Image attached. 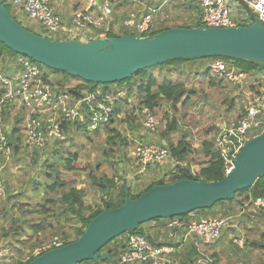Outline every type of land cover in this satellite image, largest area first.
<instances>
[{
  "label": "trees",
  "instance_id": "16d2710c",
  "mask_svg": "<svg viewBox=\"0 0 264 264\" xmlns=\"http://www.w3.org/2000/svg\"><path fill=\"white\" fill-rule=\"evenodd\" d=\"M163 1L164 0H149L148 2L150 4L159 5ZM3 3L7 7V2L3 1ZM121 6L122 5H118L116 7V14L114 15L113 20L110 23V29L107 31L108 37H119L127 34H132V32H128L127 29L121 26L120 21L121 18L126 17L127 11L135 8V6L133 4H124L125 12L120 11ZM183 11H191L196 15L195 25L175 24L161 26V21H172V17L178 19L179 15H181ZM198 13L199 2L197 0H168V3L155 15L156 28L151 32V35L174 27H198L200 26V23L197 19ZM13 17L16 19L15 16ZM117 24H119L120 26V29L118 31H116L115 29ZM26 28L29 29L28 27ZM29 30L41 35V33H38L37 31L31 29ZM5 50H8L13 54L16 53L5 46V44L0 42V64L2 65L3 70L6 72L8 71V61L6 59ZM211 59L212 57L180 59L160 64L171 68L165 71V75L160 81L158 77L151 72L152 69L156 68L159 65L141 70L133 75L131 79H127L134 80L130 87H127L128 92L132 93L133 91H136V95L139 99L138 109L140 111L145 106H148L155 113V109L159 106L161 101H167L171 103V106L173 108H177V104L181 100L183 106L190 105L192 103V100H190L191 96L187 95V93H189V90L186 84L183 80H178L177 77L173 78V73H176L175 71L177 65L183 63H187L192 67V64L194 62H202L200 66L202 69H205ZM232 60L240 70L245 71L248 74V78L246 86L243 90L236 85L232 87V94L230 93L232 95L230 101L231 104L227 108V111L229 112L235 108V98L237 97L241 100L245 90L251 93L259 92L260 90H262V88H264V68L260 67L257 61L247 59ZM41 66L49 70V79L47 81L50 82L53 87L61 89L71 87L70 92L77 98L82 96V90L91 91L95 90L99 86L107 87L108 85L101 83L94 85L92 82L83 80L79 77L70 76L68 73L62 70L49 69L43 64H41ZM172 68H174L175 70H173ZM254 70H257V72H254ZM197 74L199 73L197 72L196 75ZM258 74H260V77H258ZM203 76L208 77L209 80H211V85H218L219 87H222L227 83L224 78L212 75V73H210V71H208L207 69L204 71ZM68 79L75 80L76 83H74L76 85L68 86L69 84L66 83ZM2 93L3 90L0 87V96L2 95ZM191 93L193 94L195 93V91H191ZM135 110L136 108H133V111ZM120 111L121 108H117L116 112ZM10 113L11 106L9 105H5L0 110V126L1 131L5 133L10 145L12 146V156H15V161H17L18 159H20V157H22L23 153L29 150V147L24 145L25 130L23 125L25 117L22 108H18V112L15 115V126L11 132H7L5 123L9 120ZM186 119L188 122L191 121L190 116H186ZM231 119H227V121ZM114 123L115 119L110 123L105 124L101 129L91 131L87 129L86 125H79L78 123L64 121L63 128L67 131V138L65 140L54 141L51 144L44 146L47 147L55 144L52 156L49 158L50 160L46 159L44 165L41 166L39 175L42 177V180L38 181V179L35 178L34 180L33 178V181H30V186H32V189L28 190V195L24 194L25 191L15 194L11 192L7 194V199L3 203L0 200V218L4 220V224L2 225L0 231V239L6 241L5 245L0 246V259L6 261L4 264H10L7 258L8 256H10V253H12V251L15 252V255H21L26 244H28L30 240H34L30 245L31 247H34L38 243L41 244L43 242H46L43 240L49 238L53 230H59L60 232H63L66 230L67 222L70 223V225L74 226L71 221L77 219L78 223L81 225L79 228H77V237L73 240L66 241V244L75 241L86 230L90 223V220L100 214L104 208H116L124 204L126 198L125 184L122 186V190L118 192V194H116L115 196L111 194L108 199H104L101 208H98L94 212H87L89 210V205H87L85 201V190L84 187L80 186V182L78 181V177L80 175L79 172L82 171L87 172V175L91 177V180L93 182H91L90 179L89 181L95 188L108 190L109 192L114 188L115 185L113 184V178L106 177L105 174L99 176L95 174L93 170H88V163L82 160V158L79 156L80 143L76 142L74 137L77 134L79 136L85 137L86 140L90 141L94 136L98 135V133L102 132V130H105L111 133L109 138L110 140H113L114 144L117 143L118 139L125 142L127 136H122L121 134H119V132H117L119 130H117L113 126ZM131 126L133 130H136V126L133 123H131ZM180 131V123L174 118L172 121L167 123V128H165L164 130L159 132H157V130L149 132L150 135L155 134L167 138V147L170 150L171 157L176 161V164L174 165L173 170L170 169L171 166L167 168L166 173H169V178L167 181H164V179L162 178H160L159 180L151 181L140 193L136 194V197H133L131 195L132 190L131 187L128 186L129 195L132 198L139 197L142 193L148 191L158 184H169L183 179L193 178L203 179L205 181H218L225 177L224 162L220 158V154L216 144V132L218 131V128L214 130L213 136H210L209 138H206L202 141L199 148H195V146H193L192 140H190L191 134L189 131L183 132L178 140H176V138H174V135L178 132L180 133ZM80 132H86V134H80ZM136 134L138 135L139 133L135 132L133 135ZM120 145L121 143L118 146ZM44 147H34V149L40 150L39 148ZM195 154L200 155V157L202 158L200 160H197L195 158ZM193 164H199L200 169L193 172ZM8 165L9 163L5 167V171L7 170ZM99 168L100 166H98V169ZM146 177L147 176L140 175V177L137 178V183H139V185L145 183V181L148 180L146 179ZM9 180L10 179H8L7 174L5 176L3 175L2 183L3 186L6 187V189ZM38 187L40 188L38 189ZM34 190L38 191V193L35 194L36 191ZM0 196L2 195L0 194ZM258 197H264V176H261L250 188H246L239 192H236L235 198L232 200H222L217 202L210 208L198 209L193 213L181 215L179 217H181L185 221H190L194 218V216L196 219L201 218L198 214L202 212H205L207 214L206 216L210 218L220 217L222 215L226 216L231 212L242 215V218H239L238 220L240 226L238 224V226H235V224L231 225L235 228V233L238 232L237 228L239 229V227H243V229L246 230L245 250H240L238 248L237 249L243 252L245 257H248V260L252 259V256L250 255H253L255 251L256 253L259 252V260L260 258L262 259L259 264H264V218L262 212L259 209H256L254 206V201ZM236 209H240L239 213ZM251 217L253 218V220L249 221L248 218ZM167 220L168 218H158L154 221L160 223L163 221L164 223H166ZM132 233L145 234L143 225H140L139 228ZM228 234L229 232L226 233L225 236H223L227 237ZM121 236L110 241L105 247L102 248L103 253L111 255L113 264L118 263L120 254L125 249L123 241L120 240ZM223 236L217 241L209 244L200 243L199 245H197L195 241L189 240L190 248L186 250L185 256L191 263H193L198 259L197 256H199L201 248L203 249V251L212 249L211 257H214L212 258V261H218L219 259H221V253L223 252L228 254V252L232 250L230 245H234L231 238L229 239V243L225 242L220 245L219 243L224 238ZM114 241H118V243L120 244L115 245V247L112 249L109 248L108 250H106L109 247V244ZM32 260L33 258L25 262L23 260H20L19 262H17V264H29ZM252 261L254 262L253 259ZM86 263L112 264L111 260L108 259L87 261ZM219 264H229V262L223 260ZM239 264H241V262Z\"/></svg>",
  "mask_w": 264,
  "mask_h": 264
},
{
  "label": "built area",
  "instance_id": "2783aa9c",
  "mask_svg": "<svg viewBox=\"0 0 264 264\" xmlns=\"http://www.w3.org/2000/svg\"><path fill=\"white\" fill-rule=\"evenodd\" d=\"M19 9L22 13L36 21L42 28L41 36L49 39L87 41L90 38L108 37L107 31L115 15L118 5L133 4L144 8H133L127 11L126 17L121 18V26L133 30L132 35L146 36L156 28L155 15L168 0L159 5L148 4L146 0H88V5L82 10L74 11L65 18L57 10V0H1ZM199 2L198 22L205 27H235L239 23L235 19L237 8L245 5L246 9L238 14L247 15L249 11L264 24V0H197ZM249 11H248V10ZM54 33H61L63 37L53 38ZM50 35L51 37H48ZM1 60V59H0ZM8 71H4L0 64V110L9 105L22 108L24 111V145L29 148L44 147L57 140H65L67 131L63 122H73L87 126L96 131L115 119L121 104L129 94L124 84H108L99 86L95 90H82V96L77 98L70 92V88H55L48 82V73L41 64L28 56L16 54L13 62L8 61ZM210 73L224 78L240 89H244L248 74L240 70L232 60L224 57H213L206 68ZM70 86V85H68ZM243 106L239 113L231 120H223L218 125L216 144L220 158L224 162L225 175L235 168V159L239 150L249 139L264 132V89L259 92L244 91ZM141 113L143 125L149 131H155L159 120L153 110L145 106ZM250 131L254 134L249 136ZM234 135L235 138L231 139ZM242 146V147H241ZM0 190L4 170L9 163L13 149L0 126ZM139 173L146 174L151 167L165 163L170 155L167 146L148 145L139 143L133 152ZM193 172L198 168L193 167ZM2 193V192H1ZM254 206L259 209L264 218V197H258ZM193 215V214H192ZM227 219L220 216L215 218H193L185 221L181 217L168 218L165 226L174 237V230H179V244L192 240L196 244L200 241L213 243L223 234ZM264 225V221H263ZM238 230V228H237ZM239 231V230H238ZM125 245L117 264H173V257L179 250L174 244H157L146 233L128 232L121 236ZM233 243L238 248H245V239L235 233ZM183 243V244H182ZM66 244L61 237H54L33 248L23 261L31 260L41 254ZM113 264V263H112ZM241 264H245L241 262Z\"/></svg>",
  "mask_w": 264,
  "mask_h": 264
},
{
  "label": "water",
  "instance_id": "95a60500",
  "mask_svg": "<svg viewBox=\"0 0 264 264\" xmlns=\"http://www.w3.org/2000/svg\"><path fill=\"white\" fill-rule=\"evenodd\" d=\"M0 42L17 54L62 70L94 85L131 79L141 70L168 61L228 57L257 61L264 68V24L256 19L235 27H174L154 35L127 34L87 41L49 39L17 21L0 0ZM264 176V132L249 139L237 153L235 168L218 181L183 179L158 184L137 198L125 183L124 204L104 208L75 241L51 249L29 264H80L111 260L102 252L110 241L158 218H172L232 200ZM240 236V232L237 233Z\"/></svg>",
  "mask_w": 264,
  "mask_h": 264
},
{
  "label": "rangeland",
  "instance_id": "374dc122",
  "mask_svg": "<svg viewBox=\"0 0 264 264\" xmlns=\"http://www.w3.org/2000/svg\"><path fill=\"white\" fill-rule=\"evenodd\" d=\"M16 7H13L12 4L7 3V9L11 13V15L16 17V20L21 22L22 25L28 27L31 30L37 31L40 33L42 31V27L36 23V21H33L30 17H28L26 14L19 11V9H15ZM243 11L246 9L245 5L239 6L237 8L236 15L234 16L235 19L238 21L239 25H249L253 23V20L256 18L248 9L249 14L247 15H240L238 14L239 10ZM60 13V12H59ZM62 16H64L62 14ZM195 17L196 15L191 11H183L181 15H179V18L176 19L175 17H172V21H161V26H167V25H195ZM116 31L120 29L119 24L115 27ZM128 32H133V30H128ZM151 35V33H150ZM48 37H51L50 35H47ZM63 37L61 33H54L53 38H59ZM6 52V59L7 61L13 62V57L17 54H13L12 52L5 50ZM227 58L228 60H232L231 58ZM233 61V60H232ZM234 62V61H233ZM50 69V68H49ZM171 68H168L163 65H159L156 68L152 69L151 72L155 74L156 76H159V80L162 78L161 72H165ZM44 70L48 73L49 70L47 68H44ZM205 69H200L198 67H191L190 70L188 69L187 65H180L179 68L176 69L177 73H175L174 78L177 77L178 80H183L186 84L189 93L187 95H190V100H192V103L190 105L183 106L182 100L177 104V108H173L171 106V103L167 101H161L159 106L155 109V114L159 120V124L156 128L157 132L164 130L167 128V123L172 121L174 118L179 121L181 126L180 133H176L174 135V138L178 140L180 135L185 132H190V140H192L193 146L195 148L197 146H200L202 141L206 138H209L210 136H213L214 130L218 127L223 120L231 119L235 117L237 113L240 112L243 103L242 99L235 98V108L232 111H227V108L230 106V101L232 98V87L235 85L227 82L224 84V86L219 87L218 85H211L209 78L204 77V71ZM199 73L196 75V73ZM202 72V73H201ZM254 72H257V70H254ZM214 75V74H212ZM258 77H260V74H258ZM264 78V77H263ZM134 80H124L121 82H118V85L124 84L127 87H130ZM76 81L73 79H68L67 84L70 86H75ZM114 83H110V85H113ZM264 89V88H262ZM191 91H195V93H191ZM231 93V94H230ZM124 102L121 104V111L118 112L117 116L115 117V123L113 126L119 130V134L122 136L126 135V140L120 141L117 140V143L114 144L113 140H110L109 136L111 135L110 132L102 130V132L98 133V135L94 136L90 141L86 140L85 137L75 135L76 142H79V156L88 163L89 168L88 170H93L95 174L101 176L102 174H105L106 177L113 178V184L115 185L114 188L109 192L108 190H103L100 188H95L91 182V177L87 175V172L80 171V175L78 177V181L80 182V186L84 187L85 190V201L87 205H89V210L87 212H94L98 208H101L103 205L104 199H108L109 196L112 194L115 196L122 190V186L126 183L128 186L131 187V195L133 197H136V194L140 193L148 183H150L153 180H159L160 178L164 179V181H167L169 178V173H166L167 168L169 165H171L173 162L174 165L176 164V161L172 159L170 156L169 159L163 163L159 164L156 167H151L146 171V174L139 173V167L136 165L135 158L133 155V152L136 148V146L139 144L138 139L144 132H150L145 128L143 125V115L141 111L138 109V103L139 99L136 95V91H133L132 93H129L128 96H125ZM133 108H136L135 111H133ZM18 112V108L12 107L10 118L5 123L6 131L11 132L12 129L15 126V120H16V113ZM186 116H190V122L187 121ZM131 123H133L136 126V130H133ZM214 126V128H213ZM24 127V125H23ZM138 130V131H137ZM135 132H138L139 134L133 135ZM80 134H86V132H80ZM157 134V133H156ZM254 134L253 131H250L249 136H252ZM235 138L234 135L231 136V139ZM121 143L120 146H118ZM83 144V145H82ZM55 145V144H54ZM54 145H50L44 148H39L40 150L28 148L29 150L22 154V157L15 161V156H12L7 170H4V176L7 174L9 183H7V189L5 186L2 188L3 191L0 190L1 202L3 203L7 199V194L13 192L20 193L22 191H25L24 194L28 195V190L32 189L30 186V181H33L32 179L35 178L39 180H42V177L39 175V172L41 170V166L44 165V162L46 159L50 160L49 158L52 156V152L54 151ZM243 146V144H242ZM241 146V147H242ZM195 158L197 160H200L202 157L200 155L195 154ZM61 159V158H60ZM170 160V161H169ZM169 162V163H168ZM196 164H193L195 166ZM98 166L100 168L98 169ZM171 170L174 169V166L170 167ZM140 175L147 176L145 183H142L139 185L137 183V178L140 177ZM91 180V182L89 181ZM6 180V179H5ZM26 180V181H25ZM25 181V182H24ZM23 183V184H22ZM30 186V187H29ZM10 187V189H9ZM28 188V189H27ZM40 187H38L39 189ZM5 190V192H4ZM9 190V191H8ZM36 191V190H34ZM2 192V193H1ZM38 191H36L35 194H37ZM239 213L240 209H236ZM251 210V207H250ZM242 214V209H241ZM224 218L227 219V225L225 226L223 230L222 236L229 232L227 237H224L221 242L219 243L222 245V243L228 242L229 239L233 237L235 234V228L231 226L232 224H238L239 218H242V215L236 214L234 212H231L229 215H222ZM195 218V216H194ZM232 220L235 222L232 223ZM4 220L0 218V231L2 228V225L4 224ZM67 222V221H65ZM163 222V221H162ZM160 223V226L164 227L166 223ZM71 223L74 224V226L70 225V223L67 222L66 230L63 232H60L59 230H53L50 234V237L43 241H50L54 237H61L64 240H73L77 237L76 232L77 228H79L81 225L78 223L77 219L72 220ZM143 223L142 225H144ZM240 226V225H239ZM164 235L165 238L167 237L168 231H160ZM1 234V233H0ZM230 234L232 235L230 237ZM222 236L220 238H222ZM168 240L171 239L169 236L167 237ZM122 241V238H120ZM167 240V239H165ZM177 240V239H176ZM176 240H172L173 242H176ZM34 240H30L28 244H26L23 252L21 255H15V252L12 251L10 253V256H8V260L10 264H17L20 260H23L28 253L37 245H40L39 243L36 244L34 247H31ZM189 243V241H187ZM246 242V240H245ZM44 243V242H43ZM186 243V242H185ZM200 243L205 244L204 242L200 241ZM6 241L0 239V246L5 245ZM42 244V243H41ZM118 241H114L111 244H109V248H114L115 245H118ZM174 245L179 246V250L177 253H175L173 257V264H219L221 261L225 260L226 262H229V264H239L240 262H244L245 264H259L261 262V258L259 260L258 253L256 251L254 252L252 256V259L248 260V257H245L244 253L239 251L245 250V248H238L235 245L231 246V251L226 253H221V259L218 261H212L211 254L212 249H209L207 251H203L201 248L199 252V256H197V260L191 263L189 259L185 256V252L187 249L190 248V245L180 246L179 243H172ZM183 244V243H182ZM246 244V243H245ZM238 248V249H237ZM6 261L0 259V264H4ZM80 264H94V263H86L82 262ZM99 264H107V263H99Z\"/></svg>",
  "mask_w": 264,
  "mask_h": 264
},
{
  "label": "crops",
  "instance_id": "0c3cea01",
  "mask_svg": "<svg viewBox=\"0 0 264 264\" xmlns=\"http://www.w3.org/2000/svg\"><path fill=\"white\" fill-rule=\"evenodd\" d=\"M147 2L149 0H146ZM148 4H150L148 2ZM88 5V0H57V4H56V7H57V10L63 14L65 16V18H68L69 16H71V14L74 12V11H77V10H82L83 8H85L86 6ZM138 12V15H140V13L143 12L144 8L142 6H136L134 5ZM124 5L121 6V12H125V9H124ZM116 12V11H115ZM116 14V13H115ZM202 62H194L192 64V67H198L199 70L202 69L200 64ZM180 65H187L188 66V69L190 70V66L189 64L187 63H183V64H180ZM177 68H179V65H177ZM176 68V69H177ZM207 68V67H206ZM173 70H175L174 68H172ZM177 73V71H175ZM162 74V77L165 75V72H161L160 75ZM175 75V73H173ZM174 75H173V78H174ZM158 79H159V76L157 75ZM162 80V78L160 79ZM159 80V81H160ZM137 143H144V144H156V145H162V146H167L168 145V140L167 138H164V137H161V136H158V135H150L149 132H144L138 139V142ZM198 148L200 146H197ZM173 159V158H172ZM170 161V160H169ZM169 163V162H168ZM170 163L173 164L174 166V163L170 161ZM169 165L168 167L172 166ZM198 170L200 169V166L199 164H196L195 165ZM193 166V167H195ZM201 218L203 217H207L206 213L205 212H202L200 214H198ZM253 217V216H252ZM248 218L249 221L253 220V218ZM246 220V219H244ZM238 221V220H237ZM232 222L234 223L235 221L232 220ZM236 226V224H235ZM238 226V225H237ZM143 229H144V232L150 236V238L156 242L157 244H171V243H178L179 242V230H174L173 233H174V237H172L171 239L168 240V236L170 235L171 233V230L170 232H166L167 233V237L165 238L164 235H161L162 233L160 231H168V229L166 228V226L162 227L160 226V222H156V221H150V222H147L143 225ZM239 232L240 234L244 237L245 239V234H246V230L243 229V227H239ZM238 233V232H237ZM232 235L230 234V237ZM23 239V238H22ZM167 239V240H165ZM177 239V240H176ZM172 240H176V242H173ZM171 242V243H170ZM185 245H189L188 242H186L185 244H183L182 246H185ZM199 245V244H197Z\"/></svg>",
  "mask_w": 264,
  "mask_h": 264
}]
</instances>
